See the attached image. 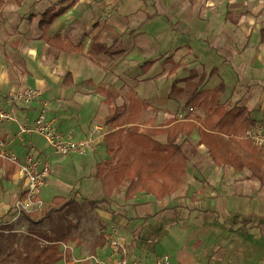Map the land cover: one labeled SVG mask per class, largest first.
<instances>
[{"label":"crops","instance_id":"crops-1","mask_svg":"<svg viewBox=\"0 0 264 264\" xmlns=\"http://www.w3.org/2000/svg\"><path fill=\"white\" fill-rule=\"evenodd\" d=\"M59 1L0 0V93L26 87L41 91L39 100L17 109L18 120L31 123L45 103L47 116L54 119L58 130L69 138L84 139L92 135L93 126L98 125L100 129L93 134L96 144L88 151L91 156L82 162L89 165L90 170L86 173L81 170L78 174L73 172L72 182L78 179L83 184L91 181L93 189H87L85 185L83 192L100 193L102 199L105 194L100 179L93 174L98 163L107 158L103 137L112 126L104 122L112 107L105 96L96 91L99 84H111L119 91L117 105H127L130 91H134L143 103L142 119L154 120L152 126L156 130L171 120L182 122L175 116L177 109L184 116L189 113L192 118L198 117L197 125L206 135L203 137L194 131L187 138L180 137L179 142L189 159L183 184L177 191L161 200L145 193L125 200L121 186L108 199L111 212L92 211L100 216L104 226L108 221V227H116L117 233L124 236L131 258L134 241L141 228H130L129 220L160 217V214L183 210L189 218L209 215L207 217L213 221V215H217L220 230H225L227 241L214 243V239L194 231L187 239L191 241L189 247L198 255L194 257L183 250L177 264H211V259L217 262L219 257L218 264H264V221L261 220L264 185L258 175L242 167L238 160H232L233 156L244 160L249 156L248 152L228 136L209 130L204 123L206 112L203 108L184 105L192 91L184 96L185 89L181 83L175 81L174 87L180 96L169 87L166 93L170 102L177 96L181 97L180 102H175L174 109L152 102H162L163 97L158 98V94L152 97L149 85L174 74L184 79L191 72L188 69L194 65L191 64L198 61V76L192 81L193 90L211 89L223 82L225 90L220 104L243 106L255 121L264 118V105L255 93L257 89H264V0H147L148 3L142 6L136 0H123L120 4L117 0H66L64 4H72L52 21L43 36V29L39 26L41 15ZM165 5L173 9L168 19L173 33L169 35L157 29L158 33L154 35L148 27L162 23L160 18L165 13ZM153 7L159 10H153ZM134 25L140 28L129 30V26ZM54 35H59L58 39L48 42L46 37ZM134 36H139L143 42L138 50L131 45ZM165 37L167 42L163 46L151 44V41ZM60 41L79 49H62ZM165 45H170V48L165 50ZM135 55L140 57L138 59L153 58L139 64L135 62L139 61ZM168 64L171 67L166 71ZM202 74L205 76L198 86ZM185 86L188 89L190 85L186 83ZM140 128H145V125ZM23 134L36 133L19 134L16 123H0V137L19 158L33 151L41 155L37 139L23 140ZM208 146L211 151L219 153L215 160H212ZM250 148L253 149L252 146ZM0 171L3 179V168ZM51 172L50 165V173L40 190V199L44 186H55L60 182L59 179H50ZM3 180L8 183L9 203L0 206V222H5L3 217L20 199L25 187L16 166L10 179ZM72 182L67 183L68 194H53L52 198L59 195L68 199L72 194ZM214 186L221 187L222 193H217ZM80 193H75V207L82 202L77 201L83 198ZM225 212L231 217L236 216L237 220L219 218ZM76 219L85 220L81 215H76ZM90 226L94 230L95 225ZM234 234L238 239L236 246L228 241ZM72 239L66 243L71 252V246H74ZM215 256L218 257L215 259ZM156 259L157 256H149L145 259L146 264H155Z\"/></svg>","mask_w":264,"mask_h":264},{"label":"trees","instance_id":"trees-1","mask_svg":"<svg viewBox=\"0 0 264 264\" xmlns=\"http://www.w3.org/2000/svg\"><path fill=\"white\" fill-rule=\"evenodd\" d=\"M65 2L66 0H61L43 11L39 22L43 36L52 21L72 4V2L64 4ZM58 37L59 35H54L46 39L52 42ZM59 47L66 50L79 49L70 46L66 41H60ZM204 76L202 74L199 77L198 86ZM224 90L223 82L211 89L195 88L184 105L203 108L206 112L204 123L209 130H216L243 147L249 156L244 160L233 156L232 160H238L242 167L245 166L252 174L258 175L261 184L264 185V159L261 158L264 156V150L250 148L252 146L250 141L244 137L245 131L255 123V120L243 106L220 104ZM96 91L104 95L112 107L104 122L112 126V129L103 137L107 158L98 163L93 174L100 179L105 197L84 200L87 206L92 210L111 212L108 199L121 186L124 189L125 200L134 198L138 193L149 194L161 200L177 191L183 184L182 178L189 159L179 139L181 136L185 138L191 136L194 131H198L204 137L206 133L197 125L200 119L192 118L188 113L182 122L171 120L156 130L152 126L154 120L142 119L143 103L134 91H130L127 105L116 104L120 93L111 84L101 83ZM143 124L145 128L141 129L140 126ZM208 150L212 160L219 156L218 152L211 151L210 146ZM0 168L4 170L2 178L9 180L15 165L0 158ZM22 197L23 193L20 198ZM74 198L75 192L68 199L59 195L54 196L45 211L36 209L26 216L29 218L38 215V222H41L54 212H59L62 216L75 213ZM112 213L114 214V211ZM29 220L31 224L37 222ZM66 226L60 222H53L47 231L30 232L21 240L18 249L15 245L20 235L8 222H0V264H65L71 260V249L67 247L63 252L61 244L67 243L69 239L65 231ZM106 241L103 232L99 233L91 250L103 247Z\"/></svg>","mask_w":264,"mask_h":264},{"label":"rangeland","instance_id":"rangeland-1","mask_svg":"<svg viewBox=\"0 0 264 264\" xmlns=\"http://www.w3.org/2000/svg\"><path fill=\"white\" fill-rule=\"evenodd\" d=\"M118 4H120L123 0H117ZM139 4V6H142L141 4L148 3L147 0H136ZM163 2L169 1V0H162ZM147 5V4H145ZM148 6V5H147ZM165 8V13H163L161 16V21L162 23H158V25L153 24L148 27V29L152 32V34H157L156 32L157 29L160 31H164L166 33H169V35H172V29L170 28L171 26L169 25V17L173 13V9H169V6H164ZM153 10H159L157 7H153ZM140 28L139 25H134V26H129V30L135 29L138 30ZM171 29V30H170ZM160 41L155 39L154 41H151V44L156 46V45H164V43L167 42V37L165 38H160ZM133 44L134 48L137 50L141 48L140 46L143 44L141 41V38L139 36H134L133 37ZM170 45H165V50H167ZM136 52V51H135ZM136 60L135 62L143 63L145 60H152V56L150 57H145L142 59L138 55L134 56ZM194 64V65H193ZM189 70L191 72L184 78L181 79L180 75L174 74L171 77L164 79L163 81L160 82H153L152 84H149L152 87V97H154L156 94H158V98L163 97V101L160 102L157 100H154L152 102H155L159 104V106L167 105L168 108L174 109L175 108V102H180L181 97L178 98L175 97L173 102H170L168 100L166 93L169 90L172 89L173 93H177L179 96L181 93H178V91H175V81H178L181 83L185 91L182 93L184 96L188 92V94L193 90L192 87V81H194V78L198 76L196 72L198 73V61L192 63ZM190 66V65H189ZM170 64H168V67L166 71L169 70ZM140 66H138V69ZM227 76V74L225 75ZM232 76V75H230ZM185 80V82H184ZM186 83H189V87L185 86ZM208 84H211V81H208ZM187 89V90H186ZM140 94L141 91L138 89ZM172 93V94H173ZM255 93L259 96L260 103H263L264 105V89H259L255 90ZM125 94V91L122 92V95ZM157 97V96H155ZM171 98H173V95H171ZM178 98L179 100H176ZM166 99V100H165ZM170 99V98H169ZM121 101V100H120ZM165 102V103H164ZM183 107V104H182ZM264 108V107H263ZM256 117V115H255ZM12 125V124H11ZM11 127V126H10ZM14 127H11V129ZM13 130V129H12ZM14 131V130H13ZM15 132V131H14ZM21 139L23 140H34L37 139L39 145H40V151H42L41 155L37 153V151H33V153L42 156L41 158H44V160H47L50 165H51V174H50V179L52 181L54 180H60V182H56V185L53 186V184H50V186L46 185L44 186L42 193H41V200H42V206L38 208L37 210L40 211L46 210L47 206L51 203V198L53 194H68L69 190V185L67 183L72 182L73 178V172L75 173H80L81 170H83L84 173L89 172L90 169L89 165L85 166L84 161L85 158L88 156L90 157L91 154L89 152L86 153V155H79L75 153L71 154H65V155H60V154H55L48 143L41 138V136L37 134H23L21 136ZM16 143L17 140H14ZM97 156V155H96ZM83 166V167H82ZM92 170V169H91ZM85 185H87L85 187ZM7 187L8 183L1 179V171H0V206L7 205L9 203V198L7 197ZM89 188L93 189L92 187V182L87 181L83 184L79 179L72 182V193L75 192H81L80 194L83 196V198H80L77 196V198H80L79 202H81L80 205L75 207V218L73 217L74 213L62 216L59 212H54L52 213L49 218L44 219L41 222H38V215L33 217L29 216V218L26 216V212L23 214H20L19 216L15 217V211L12 209V207L9 209L7 212V215L3 217L2 220H5V222L8 221V223L11 225L12 229L15 230L20 236L18 243L15 245L16 248L20 249L21 246V240L30 232H38V231H47L49 227L53 224V222H60L64 226L66 224H69L66 226V233L69 235V239L73 238L72 244L74 246L72 247L73 251L71 252V263L72 264H93L89 260H85V258L89 255H95L98 256L100 259H107L109 256V243L106 241L104 244L103 248L97 249L96 251H92V245L94 240L97 238L98 234L102 232V229H105V231L108 230V221H106V226H104V221L100 220V216L92 211L90 209L86 202L83 200L87 199H100L102 196L100 193H92L91 191H84L83 189ZM221 187L214 186V189L216 190L217 193H222ZM72 195V194H71ZM70 195V197H71ZM4 198V199H3ZM230 206L232 204L230 203ZM65 210V209H63ZM122 214H125L123 210H119ZM231 212V211H229ZM129 215V213H127ZM186 213L183 210H176L170 213H164L160 214V217H154V216H149L143 217V218H137L135 220H129V227L130 228H141L138 232L139 235L136 237L134 241V249L132 253V258L136 260L142 261L143 264H146L147 259L149 256L154 257L157 256L161 257L163 255H167L170 257V263L171 264H177L178 257L183 250H187V253H192V255L195 257V255H198L197 252H195L192 248L189 247V244L191 243L190 240L187 238L192 235L194 231L200 232V236H207L209 238L214 239V243H220L221 241L225 242L227 241V236L225 235V230H220L221 223L219 222L220 219H217V215H213L215 219L211 221L207 217L209 215H205L203 218L199 216L198 218L196 217H187L185 215ZM76 215H81V217H84L85 220L84 222L80 219H76ZM224 215V216H223ZM221 215L219 218L221 219H226V218H235L237 220L236 216L231 217V215H227L226 212ZM207 217V218H206ZM32 221H37L34 224H31L30 220ZM261 220L264 221V212H262L261 215ZM86 221H88L87 225H85ZM90 224H94L95 228L92 230ZM203 224V225H201ZM201 225V226H200ZM200 226V227H199ZM70 227V229L68 228ZM69 229V230H68ZM107 240V239H106ZM229 243L232 244L233 246H236L238 244V239L237 235H231L229 238ZM82 243V245H81ZM183 243H186V246L183 247ZM81 245V246H80ZM148 256V257H146ZM218 256H215L213 258H217ZM208 258L206 259V261ZM217 262L215 260L211 259L210 262L211 264H218L219 261L221 260V257H219Z\"/></svg>","mask_w":264,"mask_h":264},{"label":"built area","instance_id":"built-area-1","mask_svg":"<svg viewBox=\"0 0 264 264\" xmlns=\"http://www.w3.org/2000/svg\"><path fill=\"white\" fill-rule=\"evenodd\" d=\"M40 97L41 91L32 87L13 89L6 93H0V123L5 121L16 123L19 134L34 132L40 135L45 139L55 154H86L94 147L96 138L93 134L100 129L98 125H94L92 135L84 139L74 140L69 138L58 130L55 125V120L47 116L45 103L31 123L26 120L19 121L17 109L21 106L32 104L34 101L39 100ZM175 116L179 121L184 119V115L180 109L176 110ZM244 137L250 141L253 149L257 151L264 150V118L255 121L245 131ZM0 158L15 164L19 178L25 183L23 197L17 199L12 205V209L15 211V217L40 208L42 206V200L39 194L45 178L50 173V163L31 152H26L19 158L8 147L7 141L1 137ZM102 232L109 243L108 258L100 259L98 256L89 255L85 260L93 261V264H143L142 261L130 257L127 242L124 236L117 233L116 227L111 226L107 231L102 229ZM61 244L64 252L68 246L66 243ZM69 263L68 261L65 264ZM155 264H170V257L167 255L158 257Z\"/></svg>","mask_w":264,"mask_h":264}]
</instances>
